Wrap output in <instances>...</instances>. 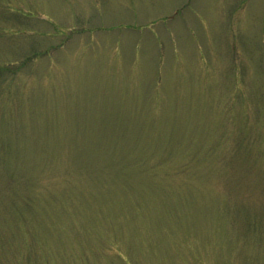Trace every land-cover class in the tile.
I'll use <instances>...</instances> for the list:
<instances>
[{
	"label": "rangeland",
	"instance_id": "1",
	"mask_svg": "<svg viewBox=\"0 0 264 264\" xmlns=\"http://www.w3.org/2000/svg\"><path fill=\"white\" fill-rule=\"evenodd\" d=\"M0 264H264V0H0Z\"/></svg>",
	"mask_w": 264,
	"mask_h": 264
}]
</instances>
